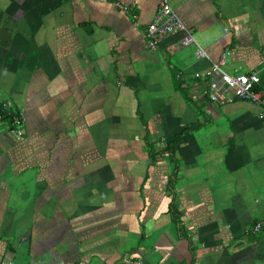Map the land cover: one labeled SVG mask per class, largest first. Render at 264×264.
Masks as SVG:
<instances>
[{
	"label": "crops",
	"instance_id": "crops-1",
	"mask_svg": "<svg viewBox=\"0 0 264 264\" xmlns=\"http://www.w3.org/2000/svg\"><path fill=\"white\" fill-rule=\"evenodd\" d=\"M170 5L194 43L146 47L156 0H0V261L264 264V117L206 95L223 52L264 93V0Z\"/></svg>",
	"mask_w": 264,
	"mask_h": 264
},
{
	"label": "built area",
	"instance_id": "built-area-1",
	"mask_svg": "<svg viewBox=\"0 0 264 264\" xmlns=\"http://www.w3.org/2000/svg\"><path fill=\"white\" fill-rule=\"evenodd\" d=\"M157 7L151 20L145 25L143 36L145 45L149 49H155L158 41L165 35L181 32L182 37L180 43L182 45L193 42L194 40L190 32L180 21L170 5V0H156ZM116 6L123 11L127 7L116 3ZM195 55L202 57L205 53L198 46L195 49ZM226 53L223 52L217 62L212 63L211 71L216 72L218 77L216 80L208 81L206 95L212 99H222L229 101L232 98L252 103L259 108L260 116L264 117V93L256 90L259 77L255 70L248 73H240L229 75L219 67L225 61ZM223 89L220 93V90ZM219 91V93H218ZM10 133L17 138H21L24 133V118L20 110L12 107V103L7 99H0V133ZM260 224L255 223L250 228V233L259 231ZM129 262V261H128ZM0 264H16L12 260L0 261Z\"/></svg>",
	"mask_w": 264,
	"mask_h": 264
},
{
	"label": "trees",
	"instance_id": "trees-1",
	"mask_svg": "<svg viewBox=\"0 0 264 264\" xmlns=\"http://www.w3.org/2000/svg\"><path fill=\"white\" fill-rule=\"evenodd\" d=\"M175 141H168L165 145H163L164 147L161 148L160 150L163 151V153H169V154H173L172 152L174 151L173 148H174V145H175ZM148 145H150V143H148ZM169 210H170V213H171V216H175L176 212H175V209L174 207H169ZM128 261H131V260H128Z\"/></svg>",
	"mask_w": 264,
	"mask_h": 264
},
{
	"label": "water",
	"instance_id": "water-1",
	"mask_svg": "<svg viewBox=\"0 0 264 264\" xmlns=\"http://www.w3.org/2000/svg\"><path fill=\"white\" fill-rule=\"evenodd\" d=\"M45 262H46V261H42V264H49V263H47V262L45 263Z\"/></svg>",
	"mask_w": 264,
	"mask_h": 264
},
{
	"label": "clouds",
	"instance_id": "clouds-1",
	"mask_svg": "<svg viewBox=\"0 0 264 264\" xmlns=\"http://www.w3.org/2000/svg\"><path fill=\"white\" fill-rule=\"evenodd\" d=\"M253 226V225H252ZM260 228H261V226H260ZM260 230V229H259ZM250 231V229L248 230V232ZM258 232V231H257ZM250 233V232H249ZM256 233V232H255ZM128 262V261H127Z\"/></svg>",
	"mask_w": 264,
	"mask_h": 264
}]
</instances>
